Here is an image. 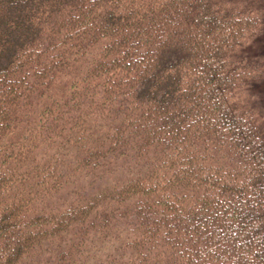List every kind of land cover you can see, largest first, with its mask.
<instances>
[{
    "label": "trees",
    "instance_id": "trees-1",
    "mask_svg": "<svg viewBox=\"0 0 264 264\" xmlns=\"http://www.w3.org/2000/svg\"><path fill=\"white\" fill-rule=\"evenodd\" d=\"M263 4L0 0V264H264Z\"/></svg>",
    "mask_w": 264,
    "mask_h": 264
},
{
    "label": "rangeland",
    "instance_id": "rangeland-1",
    "mask_svg": "<svg viewBox=\"0 0 264 264\" xmlns=\"http://www.w3.org/2000/svg\"><path fill=\"white\" fill-rule=\"evenodd\" d=\"M261 53H264V36L259 38L258 41L255 44H253L249 49V54L252 57L260 58L258 55ZM250 94L252 97L251 101L253 102L254 105L257 106V109L260 110H262V108L264 109V79L259 83H257V85L250 91ZM261 115L264 116V112Z\"/></svg>",
    "mask_w": 264,
    "mask_h": 264
}]
</instances>
